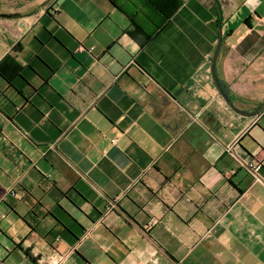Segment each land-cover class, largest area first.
<instances>
[{
  "label": "crops",
  "instance_id": "1",
  "mask_svg": "<svg viewBox=\"0 0 264 264\" xmlns=\"http://www.w3.org/2000/svg\"><path fill=\"white\" fill-rule=\"evenodd\" d=\"M152 1L0 0V264H264V0Z\"/></svg>",
  "mask_w": 264,
  "mask_h": 264
},
{
  "label": "built area",
  "instance_id": "2",
  "mask_svg": "<svg viewBox=\"0 0 264 264\" xmlns=\"http://www.w3.org/2000/svg\"><path fill=\"white\" fill-rule=\"evenodd\" d=\"M237 144V141L232 142L230 145L226 147V152L234 158V160L238 163V165L245 170H247L253 177L254 180H260V171L262 169V163L258 160L250 159L245 160L240 157L234 147ZM152 222V221H151Z\"/></svg>",
  "mask_w": 264,
  "mask_h": 264
},
{
  "label": "water",
  "instance_id": "3",
  "mask_svg": "<svg viewBox=\"0 0 264 264\" xmlns=\"http://www.w3.org/2000/svg\"><path fill=\"white\" fill-rule=\"evenodd\" d=\"M214 2L216 3L217 9L219 11V15H221L219 1L218 0H214ZM4 16H6V15H4ZM221 42H222V33H221V30H219V38H218V42H217V45H216V49H215V52L213 54L212 62H211V74H212V79H213V81L215 83L216 88L219 90V92L222 94V96L226 100H228V97L223 92V90L221 88V85H220V83H219V81L217 79L216 73H215V62H216V59H217L218 54H219V51H220ZM230 105H231V107L233 108L234 111H236V112H238L240 114H243V112L240 111L238 108H236L232 103H230Z\"/></svg>",
  "mask_w": 264,
  "mask_h": 264
},
{
  "label": "trees",
  "instance_id": "4",
  "mask_svg": "<svg viewBox=\"0 0 264 264\" xmlns=\"http://www.w3.org/2000/svg\"><path fill=\"white\" fill-rule=\"evenodd\" d=\"M111 1L114 2V0H111ZM164 1H166V2L170 1V3H172L171 7H173L174 9L177 7L175 4H173L172 0H164ZM142 6L144 8L151 6L153 9H156L160 13H162V15H164L165 17H168L167 13L163 12V10L159 7V5L156 4L155 2H153L152 0H142Z\"/></svg>",
  "mask_w": 264,
  "mask_h": 264
},
{
  "label": "rangeland",
  "instance_id": "5",
  "mask_svg": "<svg viewBox=\"0 0 264 264\" xmlns=\"http://www.w3.org/2000/svg\"><path fill=\"white\" fill-rule=\"evenodd\" d=\"M224 1H227V0H224ZM223 1V2H224ZM233 1V3H236V4H238L241 0H232ZM225 3V2H224ZM264 55V54H263ZM261 85H262V87H261V89H259V91L260 92H263L262 93V95H264V81L261 83ZM259 97H256V100L258 99ZM262 100H264V97L262 96V97H260Z\"/></svg>",
  "mask_w": 264,
  "mask_h": 264
}]
</instances>
